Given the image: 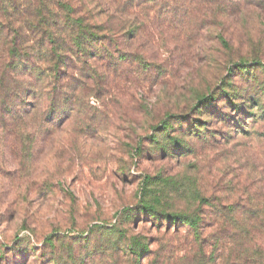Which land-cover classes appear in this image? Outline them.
I'll use <instances>...</instances> for the list:
<instances>
[{
    "label": "rangeland",
    "instance_id": "1",
    "mask_svg": "<svg viewBox=\"0 0 264 264\" xmlns=\"http://www.w3.org/2000/svg\"><path fill=\"white\" fill-rule=\"evenodd\" d=\"M59 1L0 0L1 40L33 27L18 13L58 12ZM113 5L126 10L100 33L112 54L75 79L63 121L34 143L0 131V264H50L53 256L104 264L116 255L97 250L107 248L111 226L153 251L194 253L199 238L219 264H264V118L242 115L235 126L226 100L239 95L244 109L264 83V0H194L185 11L146 0ZM208 96L217 102L197 103ZM143 204L197 218L201 237L151 219Z\"/></svg>",
    "mask_w": 264,
    "mask_h": 264
},
{
    "label": "trees",
    "instance_id": "2",
    "mask_svg": "<svg viewBox=\"0 0 264 264\" xmlns=\"http://www.w3.org/2000/svg\"><path fill=\"white\" fill-rule=\"evenodd\" d=\"M90 5H96L97 14L89 11L74 10L71 2L59 3L60 11L43 14V11H28L19 14L21 21L33 27L24 29L19 26L12 32H6V39L0 37V131L8 138L25 139L34 143L43 127L52 129L61 123L62 115L69 113L73 108L71 104L75 87L73 84L77 78H86L87 73L94 68L97 61H105L110 58L111 51L105 48V36L100 33L112 32L108 29L110 18L119 8L114 7L116 0H88ZM147 4L156 3L162 11H182L188 3L194 0H146ZM106 6L107 10L104 8ZM105 9V11L103 10ZM115 8L116 11H111ZM20 22V21H17ZM113 30V29H112ZM1 31L0 28V34ZM28 33L27 40L21 45L16 42L18 35ZM31 34V36H30ZM104 44V46H103ZM101 48H103L101 50ZM235 65L241 73L247 74L253 69L249 65ZM253 65V64H252ZM257 84V82H255ZM259 90L247 95L246 108L242 109L243 103L235 101L243 100L239 95H228L227 102L236 113L233 123L240 126L245 120L254 119L255 114L264 118V83L258 85ZM75 96V95H74ZM77 102L76 99H74ZM213 97L201 98L197 103L204 106L215 104ZM249 104V105H248ZM78 107V103L76 104ZM249 106L252 113H247ZM65 115L64 118H67ZM164 131L166 130L163 127ZM240 129V128H239ZM241 130V129H240ZM139 209L159 222L161 218L168 221V225L176 227L178 223L186 225L189 230L199 235V221L194 217L158 214L152 205H140ZM161 225V223H160ZM106 229L105 235L109 238L107 248L99 246V252H116L104 260V264H117L120 256L126 257L127 264H219L218 257L213 252H205L198 242L197 251L190 254H182L179 250H157L149 249L142 239L138 237L125 239L121 237L118 229ZM161 228V227H160ZM120 236V237H119ZM200 236V235H199ZM201 237V236H200ZM113 240H115L113 242ZM50 241V240H49ZM120 241V242H119ZM84 260L78 261L68 259L64 264H82ZM50 264H58L56 258L51 257Z\"/></svg>",
    "mask_w": 264,
    "mask_h": 264
}]
</instances>
